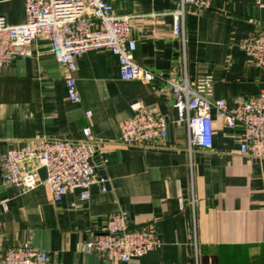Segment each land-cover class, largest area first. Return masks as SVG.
Listing matches in <instances>:
<instances>
[{
  "label": "crops",
  "instance_id": "obj_1",
  "mask_svg": "<svg viewBox=\"0 0 264 264\" xmlns=\"http://www.w3.org/2000/svg\"><path fill=\"white\" fill-rule=\"evenodd\" d=\"M117 16L132 18L135 61L163 78L189 74L196 92L223 99L230 109L264 90V68L243 50L264 31V8L253 0H212L185 19V54L173 33L172 0H106ZM0 18L26 21L23 0H0ZM30 57L0 67V259L19 245L46 252L53 264H264V158L240 153L241 129H228L214 115V147L186 149L184 126L170 123L166 139L153 146H123L121 123L140 107L169 122L178 117L161 80L123 81L109 51L78 58L80 103L67 94L66 69L40 38ZM87 113H90L88 116ZM89 127L101 143L97 177L107 192L91 188L60 202L48 186L22 192L3 178L2 157L41 139L79 141ZM104 160V162H103ZM127 215L134 231L149 227L159 243L130 263L87 254L81 244L106 230L110 215Z\"/></svg>",
  "mask_w": 264,
  "mask_h": 264
},
{
  "label": "built area",
  "instance_id": "obj_2",
  "mask_svg": "<svg viewBox=\"0 0 264 264\" xmlns=\"http://www.w3.org/2000/svg\"><path fill=\"white\" fill-rule=\"evenodd\" d=\"M26 21L9 25L0 18V67L18 57H30L33 43L48 40L54 58L66 69L67 94L71 102L80 103L75 74L77 60L89 52L107 50L118 60L123 81L152 83L161 80L173 97L178 117L169 122L153 109L140 107L120 125L119 144L153 146L168 136L170 123L184 126L187 131L186 149L211 150L214 147L213 117L221 118L228 129H241L240 153L264 158V90L230 109L223 99L210 100L193 88L189 74L166 79L135 61L137 43L132 37V18L117 16L106 0H23ZM173 33L181 36L185 54V19L190 9L203 12L212 0H172ZM264 8V0H253ZM253 63L264 68V31L242 45ZM89 116L90 113H87ZM79 141L41 139L33 144L9 150L2 157L4 181L28 192L45 183L55 201L60 202L70 193L79 191L81 201H89L91 188L99 184L107 192L106 177L96 175V157L102 153L101 143L91 129L82 131ZM104 162V160H103ZM45 168L47 178L42 181L39 170ZM0 205L7 210V201ZM159 241L154 232L145 227L130 228L127 215H110L105 231L96 233L81 244L87 254L98 253L110 261L130 263L140 259ZM0 264H53L46 252L28 244L6 251Z\"/></svg>",
  "mask_w": 264,
  "mask_h": 264
},
{
  "label": "water",
  "instance_id": "obj_3",
  "mask_svg": "<svg viewBox=\"0 0 264 264\" xmlns=\"http://www.w3.org/2000/svg\"><path fill=\"white\" fill-rule=\"evenodd\" d=\"M39 176L41 178L42 181H45L47 178V172L45 168H42L39 170Z\"/></svg>",
  "mask_w": 264,
  "mask_h": 264
}]
</instances>
